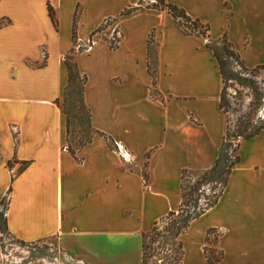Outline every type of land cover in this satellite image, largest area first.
<instances>
[{
    "label": "crops",
    "instance_id": "obj_1",
    "mask_svg": "<svg viewBox=\"0 0 264 264\" xmlns=\"http://www.w3.org/2000/svg\"><path fill=\"white\" fill-rule=\"evenodd\" d=\"M165 1L208 34L141 0H0V233L2 221L24 242L56 238L85 264H143V235L181 206L183 170L216 165L227 121L209 43L225 39L247 68L264 66V0ZM70 53L87 77L91 135L77 145L64 105ZM237 157L218 202L183 234V264H264V128ZM209 229L217 263L204 253Z\"/></svg>",
    "mask_w": 264,
    "mask_h": 264
},
{
    "label": "rangeland",
    "instance_id": "obj_2",
    "mask_svg": "<svg viewBox=\"0 0 264 264\" xmlns=\"http://www.w3.org/2000/svg\"><path fill=\"white\" fill-rule=\"evenodd\" d=\"M141 2L145 5L160 3L162 6V0H141ZM184 21L188 20L184 18L182 22ZM211 44L223 65L221 110L227 121L226 137L220 149L222 157L218 172L204 178L202 172L193 171L194 173L188 174L186 178L187 191L194 190L193 195L189 196V206L186 208L189 214L202 210L214 199L222 188V180L237 161L240 141L256 135L264 126V67L247 68L225 39ZM82 82L83 79L79 76L76 83L70 86L64 103L66 110L74 115L70 129V140L73 145H77L91 135L87 111L81 101ZM182 217L176 214L159 223V230L147 239L144 264H176L173 259L176 253L171 241L172 236H169L167 227L171 221ZM216 235H219V232H214L212 238ZM0 264L85 263L74 254L63 251L56 238L22 242L7 232L1 221Z\"/></svg>",
    "mask_w": 264,
    "mask_h": 264
},
{
    "label": "trees",
    "instance_id": "obj_3",
    "mask_svg": "<svg viewBox=\"0 0 264 264\" xmlns=\"http://www.w3.org/2000/svg\"><path fill=\"white\" fill-rule=\"evenodd\" d=\"M140 3H142V2H140ZM151 7L161 8L163 10L164 9L168 10L173 15L174 21H175V24L177 25V27L185 33L200 34V35H204V36H206L208 34V31L210 29L209 24H204L197 18L192 19L191 16L187 15V13L184 9L179 8L176 5L166 3L165 0H162V6H160V3H153V4H151ZM136 8L137 7H132V8L126 9L125 12H123V14H129L133 10H135ZM49 9H50V15H51L53 21L55 22L53 8L51 6H49ZM184 18L188 21H191V22L190 23H188V21L182 22V19H184ZM107 23H109V21H106L103 25H106ZM73 34H74V39L76 40V38H77V36H76V21L74 22ZM119 40H120V37L115 35L114 38L111 39L109 42L110 47L116 48ZM154 42H155L154 34L152 33V34H150L149 40H148V43H149L148 68H149V72L151 73V75L154 77V79H156V60H155V54H154V50H153ZM209 46L212 47V44L209 43ZM215 56L217 57V60H218L219 66H220V71H221V74L223 75V65H222V62L220 61V57L216 51H215ZM71 59H73V56L71 55V53L67 54L65 56V62L67 64V67L69 70V87L67 89V92H68L70 86L73 85L74 83H76V80L79 78V76H81L83 79L82 87H81V101H82V90H83L84 84L87 81V77L85 75L83 76L80 74V72L77 69L76 64L71 62ZM260 67H264V66H260ZM67 92H66L65 98L68 97ZM222 96H223V92H222ZM262 128H264V126H262L258 131H260ZM225 137H226V135H225ZM247 138H249V137H247ZM243 139H245V138H243ZM108 141L111 144L110 140H108ZM221 157L222 156L220 154V156L217 160V163L213 168L206 170V171H200L204 175V178H205V176H209V175L212 176L213 174H216L218 172V170L221 166ZM230 172L231 171H229L227 176L222 180V182H221L222 188L219 191V193L214 197V199L211 200L209 203H207L206 207L203 208L202 210L196 211L193 214H189L187 212L186 208L189 206L188 205V203L190 201L189 196L193 195L194 190L189 191V192L187 191L186 178H187L188 174H192L194 172L191 170H188V169L183 170L182 183H181V190H182L181 206L178 209V211H172L166 217L161 218L158 222L155 223V226L151 231H149L143 235V264H144L145 259H146L145 255H146V251H147V239H148V237L156 234V232L159 230L158 225L161 221H165L166 219L172 218L176 214H179V216H183V217L182 218H176L173 221H171V223L168 225L169 227H167V232H169V236H172L171 241H173L172 244L174 245L173 247H174V251L176 253L175 257L173 259L176 261V264H183L184 254H185L183 241H182L183 234L187 231V229H188V227H189V225L193 219L199 217L208 208L214 206L218 202L219 197L221 196L225 187L228 184ZM185 214H186V216H184ZM214 232H217L216 229H209L208 230L207 235H206V245L204 246L205 257L209 263H217V262L221 261L224 257L223 251L220 249H217L215 247L219 235H216L214 238H212V234ZM22 242H24V241H22Z\"/></svg>",
    "mask_w": 264,
    "mask_h": 264
},
{
    "label": "built area",
    "instance_id": "obj_4",
    "mask_svg": "<svg viewBox=\"0 0 264 264\" xmlns=\"http://www.w3.org/2000/svg\"><path fill=\"white\" fill-rule=\"evenodd\" d=\"M118 36V35H117ZM125 157H130V154H128V153H125Z\"/></svg>",
    "mask_w": 264,
    "mask_h": 264
}]
</instances>
